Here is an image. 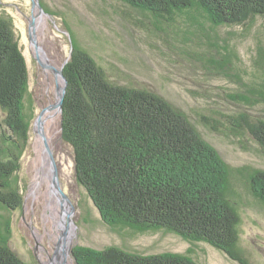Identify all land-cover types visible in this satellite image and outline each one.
I'll list each match as a JSON object with an SVG mask.
<instances>
[{
    "label": "trees",
    "instance_id": "1",
    "mask_svg": "<svg viewBox=\"0 0 264 264\" xmlns=\"http://www.w3.org/2000/svg\"><path fill=\"white\" fill-rule=\"evenodd\" d=\"M121 1L159 25L166 36L174 30L192 38L190 27L201 36L209 34L206 24L246 25L264 18V0ZM68 29L73 51L63 68L68 86L62 137L73 149L78 182L104 217L141 232H174L208 243L239 264H253L242 246L243 209L231 197L230 180L244 175V185L264 205V169L227 163L185 111L151 89L113 81ZM221 40L224 52L210 55L205 64L221 73L238 69L235 48ZM215 44L221 47L219 40ZM259 54H264L262 48ZM258 68L240 98L247 104L264 105V64ZM34 116L27 60L13 18L0 14V264H39L25 261L10 245L12 214L24 202L19 161ZM201 123L229 136H248L264 149V114L221 113L219 118L203 116ZM73 255L77 264H202L180 253L148 255L115 245H79Z\"/></svg>",
    "mask_w": 264,
    "mask_h": 264
},
{
    "label": "rangeland",
    "instance_id": "2",
    "mask_svg": "<svg viewBox=\"0 0 264 264\" xmlns=\"http://www.w3.org/2000/svg\"><path fill=\"white\" fill-rule=\"evenodd\" d=\"M40 3L46 22L39 26L37 23V40L54 65L62 67L70 56L68 28H71L113 81L148 88L166 97L188 114L202 136L230 165L264 169V149L250 137L229 136L201 123L203 116L219 118L221 113L264 114L263 104H247L240 100L251 74L258 75V64H264V54H259L261 48L264 50V18L256 17L246 25L206 24L209 34L204 32L201 36L190 27L194 37L188 38L174 30L166 36L159 25L121 0H40ZM37 13L32 0H0V14L13 18L27 60L29 91L35 108L28 145L19 161L18 177L24 202L23 208L12 214L10 245L25 261L46 264L47 255L53 257L59 245L54 237L51 211L46 209L51 200L50 180L43 176L41 184L31 191L34 180H38L35 178L38 169L46 173L49 162L34 123L43 108L57 101L58 93L55 75L37 61L30 40V22ZM200 20L206 18L202 16ZM201 28L199 25L196 29L201 33ZM183 29L189 30L187 26ZM212 37L215 41L207 43ZM221 39L235 48L240 58L235 60L238 69H226V73H221L205 64L210 55L224 52ZM230 66L233 67L231 61ZM44 130L55 152L59 183L71 203L77 246L103 249L115 245L148 255L180 253L202 264H239L208 243L192 242L174 232L163 229L141 232L125 224L111 223L77 180L73 149L62 137L61 114L55 119L47 118ZM243 179L246 181L244 175H234L230 180L231 197L243 209L242 246L253 264H264V205L253 197ZM66 223L68 226L67 218ZM68 237L66 231L62 242ZM67 264L77 263L70 255Z\"/></svg>",
    "mask_w": 264,
    "mask_h": 264
},
{
    "label": "water",
    "instance_id": "3",
    "mask_svg": "<svg viewBox=\"0 0 264 264\" xmlns=\"http://www.w3.org/2000/svg\"><path fill=\"white\" fill-rule=\"evenodd\" d=\"M33 1V6L34 8H37L38 13L35 14L32 17V20L30 22V29H29V35H30V40L32 42V45L36 51V59L37 61L42 65V67L46 70H49L53 72L55 75V79L57 80V101L55 103H52L45 108L42 109V111L39 113V115L36 117L35 123H34V130L37 132V134L40 135L42 142L45 146V150H47L49 156H50V161L52 163V166L55 169V184L57 186V189L59 191V194L61 195L63 199V204L65 206V211L67 214V219H68V232H69V237L59 246H57L56 251H55V257L50 259V262L47 261L46 264H65L66 259L68 256H74V247L78 245V242H75L76 238V227L74 224V221L71 216V203L69 201V198L67 197L66 193L64 190L61 188V185L59 183V177H58V172L55 166V158L53 154V150L50 146L49 143V138L44 130V124L45 120L47 117V114L50 111L57 110L62 114L63 111V104H64V99L66 96L67 92V86H68V80L64 74L63 68L65 67L66 63L69 61L71 57V53L73 51V44H72V38L71 34L68 32V35L70 37L71 41V52L69 58L64 62L62 67H58L57 65H54V63L50 60V58L47 56L45 53L43 47L38 43L37 40V28H36V17L38 15H42L45 13L40 0H32ZM62 80V83L59 80ZM46 116V117H45Z\"/></svg>",
    "mask_w": 264,
    "mask_h": 264
},
{
    "label": "flooded vegetation",
    "instance_id": "4",
    "mask_svg": "<svg viewBox=\"0 0 264 264\" xmlns=\"http://www.w3.org/2000/svg\"><path fill=\"white\" fill-rule=\"evenodd\" d=\"M47 118H48V115H47L46 119ZM50 146H51V143H50ZM51 148L53 150V154H54V158H55V166H56V169H57V172H58V177H59L60 176V171L58 169V163H57V160H56V157H55V152H54V149H53L52 146H51ZM45 153H46V156L48 155V158H49V162H48V165H47V171L45 173L40 168L38 169L35 178H38V180H40V182H38V180H34V187L31 189V191L33 192L34 188L38 187L41 184L43 176H46L50 180V188H49L48 194H50L51 200L49 202V206L46 209L51 211V216H52V218L54 220V223H55L54 230H55V237L57 238L56 240L58 241L57 245H60V244H62L65 241L64 240L62 242L63 238L65 237L66 231H68V226H67V223H66L67 214H66V211H65V206H64V204L62 202L63 199L60 196L59 191L57 189V186L55 184V180H54V178H55V169L52 166V163L50 161V156H49L47 150H45ZM52 186H53L54 189H52ZM47 257H48V262H50V259L55 257V255L53 257L50 256V255H47ZM46 263H47V261H46Z\"/></svg>",
    "mask_w": 264,
    "mask_h": 264
},
{
    "label": "bare ground",
    "instance_id": "5",
    "mask_svg": "<svg viewBox=\"0 0 264 264\" xmlns=\"http://www.w3.org/2000/svg\"><path fill=\"white\" fill-rule=\"evenodd\" d=\"M46 22V17H45V14H42V15H38L37 17H36V28H37V30H38V26H39V24L40 23H42V24H44ZM37 23H38V26H37ZM42 30V29H41ZM61 83H62V80L60 79L59 80ZM58 114H60L57 110H53V111H50L49 112V114H48V119L49 118H53V119H55V117L58 115ZM59 212V211H58ZM60 221V220H59ZM58 224V223H57ZM65 234V233H64ZM63 236V235H62ZM55 237V236H54ZM58 237V236H57ZM56 238V237H55ZM57 239V238H56ZM62 239V238H61ZM70 258V256H68L67 257V259H66V262H65V264H67V262H68V259Z\"/></svg>",
    "mask_w": 264,
    "mask_h": 264
}]
</instances>
